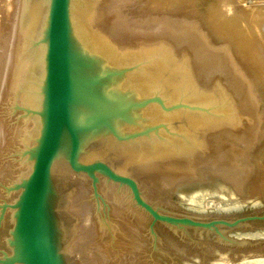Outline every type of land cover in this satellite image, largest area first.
I'll list each match as a JSON object with an SVG mask.
<instances>
[{
  "label": "rangeland",
  "instance_id": "374dc122",
  "mask_svg": "<svg viewBox=\"0 0 264 264\" xmlns=\"http://www.w3.org/2000/svg\"><path fill=\"white\" fill-rule=\"evenodd\" d=\"M18 1L0 0V33H3L0 36L8 38L7 47L0 50L2 55L6 51L5 56L7 51L13 54L8 48L12 41L11 18L24 3ZM86 1L92 8L87 31L104 36L117 52L132 57L128 66L147 62L150 65L161 62L165 66V78L171 86L166 89L176 94V98L164 93L163 88L153 89L154 94L162 92L168 105L183 103L190 104L191 109L203 108L180 115L183 125L189 126L193 135L184 129L179 131L181 121L169 120L173 134L165 131L163 134L174 139L187 132L188 142L162 141V150H167L162 151L166 154H162L163 161L157 165L163 177L156 175L149 179L142 169H121L138 181L144 198L161 213L196 219L264 215V0ZM15 3L17 8L13 6ZM2 36L0 43L5 46ZM31 41L32 38L28 44L22 41L20 48L15 47L16 54L28 58ZM6 61L3 60L5 64ZM23 79L19 93L9 92L12 89L6 85H3L5 90L0 86V213L17 196L9 193L8 188L28 175L29 163L21 154L34 142L40 126L35 116H28L22 110L28 106L35 108L30 100L35 93L34 83L29 76ZM160 79L155 85L162 84ZM195 118L205 123L197 133L190 126ZM108 162L118 168L113 159L108 158ZM178 167H182L179 172ZM69 178L71 185V180L75 181L87 191L85 199L89 198L84 203L93 211L90 218L94 221L90 219L89 226L93 224V233L97 234L83 235L82 245L74 248L75 234L69 249L78 264H264V221L223 230L224 238L215 232L190 228L176 231L160 223L153 226L151 218L134 204L127 189L102 180L100 198H96L90 182ZM11 220L8 209L0 226L2 251L10 252L6 239Z\"/></svg>",
  "mask_w": 264,
  "mask_h": 264
},
{
  "label": "water",
  "instance_id": "95a60500",
  "mask_svg": "<svg viewBox=\"0 0 264 264\" xmlns=\"http://www.w3.org/2000/svg\"><path fill=\"white\" fill-rule=\"evenodd\" d=\"M74 1L49 0L44 27L30 44L43 48L42 69L33 80L35 93L30 100L35 108L22 110L35 116L40 126L34 142L21 154L31 170L8 188L17 196L0 213V226L8 209L12 213L6 239L10 252L0 250V264H77L69 249L74 232L66 223L65 185L57 177L58 166L67 171L68 177L90 182L96 198H100L102 180L127 189L153 226L160 223L176 231L190 228L215 232L224 238L223 230L264 221V215L196 219L164 214L144 198L138 181L121 170L128 167L119 164L115 152L130 148L133 153L151 154L162 152V141L172 144L179 140L183 144L191 130L183 125L180 115L203 108L168 105L162 92H152L163 88L164 93L176 98L166 89L171 86L161 62L128 66L131 58L118 53L99 34L84 38L75 27ZM157 70H162V75ZM151 73L154 81L162 78V86L145 87L143 80ZM169 120L181 121L179 131L184 129L186 134L174 139L163 134H173ZM108 158L115 160L118 168Z\"/></svg>",
  "mask_w": 264,
  "mask_h": 264
},
{
  "label": "bare ground",
  "instance_id": "6f19581e",
  "mask_svg": "<svg viewBox=\"0 0 264 264\" xmlns=\"http://www.w3.org/2000/svg\"><path fill=\"white\" fill-rule=\"evenodd\" d=\"M17 2H19L18 0H16ZM48 1L49 0H24V3H23V7L22 9H20V7L16 6L17 4L15 3L13 6L14 7H18L19 9H16V11L18 10V12H16V15H14L15 13V9L12 11L13 12V15L15 17H12L11 18V27L12 28V31H11V37L12 38V41H10V44H9V47L11 50H13V54L10 52L7 51V54H11V56H5V52H3V55L0 51V74H1V79H0V86H2L3 88V85L8 88H11L12 90H9V92L13 91V92H18L20 90V83L23 82L22 80H24V76H29V78L31 79L30 81L33 82L34 78L39 76L40 75V72H41V69H42V65H41V56H42V53H43V48L42 47H39V46H35V45H32V50L29 51V55L27 56L28 58H22L21 57V54H19V56L16 54L15 52V47H18L20 48L19 45L20 43H22V41H26V43L28 44L29 40H36L37 39V36L40 34V32L42 31L43 27H44V23H45V18H46V14H47V10H48ZM257 1V0H256ZM15 2V0H14ZM95 3V1H92ZM83 3H85V7L83 6ZM91 3V2H90ZM6 4V3H5ZM4 4V5H5ZM21 2L19 3V6ZM92 4V3H91ZM2 5V4H1ZM12 5V4H11ZM89 5V2L88 1H83L81 0V4H79V1L76 0L74 1V11H73V14H74V21H75V27H77L78 31H80L79 33L84 37V38H87L88 36L87 35H91L92 33L88 32L87 31V25H88V22H91L88 20V18H90L89 14L92 13L89 12V10L92 8H90L91 6L89 5L88 7L87 6ZM93 5V4H92ZM94 6V5H93ZM92 6V7H93ZM13 8V7H12ZM94 8V7H93ZM9 9V7H8ZM7 13V12H6ZM9 13V12H8ZM7 13V14H8ZM89 13V14H88ZM1 14V13H0ZM6 14V15H7ZM3 15V14H2ZM9 15V14H8ZM2 18V16H0ZM11 17V16H10ZM8 18V17H7ZM5 19V18H4ZM13 19V20H12ZM1 20V19H0ZM8 21V20H7ZM15 21V22H14ZM88 21V22H87ZM90 25V24H89ZM91 29V28H90ZM2 29H0L1 31ZM5 31V30H4ZM92 32V29L90 30ZM8 33V32H7ZM6 35H9L7 34ZM10 33V32H9ZM0 34L3 35V33L1 32ZM1 35V36H2ZM97 35V34H96ZM0 36V37H1ZM3 37V36H2ZM6 38V36H4ZM3 37V38H4ZM36 37V38H34ZM4 38V40H5ZM99 38H100V35H99ZM105 38H107V36H105ZM2 39V38H1ZM8 39V38H7ZM7 39L3 42V44L5 43V46H2L0 43V50L1 48H6L7 45H8V42H7ZM100 39H104V36L103 38L101 37ZM3 40V39H2ZM105 40V39H104ZM106 41V40H105ZM1 42V40H0ZM7 43V44H6ZM17 44V45H16ZM30 46V45H29ZM33 46H35V48H33ZM23 47V46H22ZM25 48V47H24ZM9 49V50H10ZM6 50V49H4ZM10 50V51H11ZM18 50V49H16ZM142 50V49H141ZM148 51V49H146ZM145 50V51H146ZM28 51V50H26ZM146 51V53H148ZM154 51V50H153ZM28 53V52H27ZM119 53V51H118ZM129 53V52H127ZM135 53V52H134ZM139 53V52H138ZM8 54V55H9ZM26 54V53H25ZM126 54V53H125ZM155 54V53H154ZM13 55V56H12ZM138 55V54H137ZM140 55V54H139ZM139 55L137 57H139ZM133 56V54H132ZM142 56V55H141ZM140 56V57H141ZM145 56V55H144ZM143 56V57H144ZM149 57V55H147ZM9 57V58H8ZM25 57V56H24ZM147 57V58H148ZM8 59L10 60V62L8 61ZM132 59V57H131ZM6 61V64L3 62ZM138 61V60H137ZM136 61V62H137ZM3 62V64H2ZM10 64H8V63ZM132 63V62H131ZM8 67L6 68L5 67ZM8 65V66H7ZM157 71H160V70H157ZM156 71V72H157ZM28 73V75H27ZM161 73L162 75V70L159 72ZM150 77H146L144 78L143 82L145 84V87L146 88H149V85L151 84H156V81H154L153 79V75L152 73L149 75ZM8 77H9V80H8ZM162 79V78H161ZM159 82V81H158ZM3 83V84H2ZM34 83V82H33ZM161 84V83H160ZM28 86V85H27ZM34 86V85H33ZM23 87V86H22ZM25 87H26V84H25ZM175 87V86H174ZM1 88V87H0ZM8 88V89H9ZM19 88V90H18ZM32 88V87H31ZM170 88V87H169ZM168 88V90H169ZM4 90L6 88H3ZM24 89V88H23ZM34 89V88H33ZM176 89V88H175ZM157 90V89H156ZM3 91V90H2ZM32 91V90H31ZM35 91V90H34ZM6 92V91H4ZM8 92V91H7ZM19 93V92H18ZM32 93V92H31ZM140 93H142V91H140ZM16 94V93H15ZM23 95V94H22ZM34 95V94H33ZM32 95V96H33ZM176 95V94H175ZM31 96V97H32ZM181 96V95H180ZM26 97V96H25ZM23 98V97H22ZM21 98V99H22ZM32 102L35 103V99L33 98ZM22 104V103H21ZM24 113V112H23ZM189 117V116H188ZM197 117V116H196ZM201 118V117H200ZM192 119V118H191ZM194 119V117H193ZM190 118L188 119V123L190 122L189 121ZM200 119H196L195 120H191V128H195V132H199V129H202V127L204 126L203 124V121H201L200 123ZM32 123V122H31ZM30 125V124H29ZM238 129V128H237ZM178 130V129H177ZM194 131V129L192 130V132ZM213 132V131H212ZM236 132V131H235ZM243 132V131H242ZM191 133V132H189ZM239 133V132H237ZM193 135V133L191 134ZM190 135V136H191ZM199 134H197L196 136H198ZM205 135V134H204ZM195 136V137H196ZM208 136V135H207ZM194 137V138H195ZM201 137V136H200ZM203 137V136H202ZM209 138V137H208ZM197 139V138H196ZM202 139V138H201ZM200 139V140H201ZM192 141V140H191ZM194 141V140H193ZM199 141V139H198ZM201 144H202V141H200ZM214 142V141H213ZM209 143V142H208ZM196 144V143H195ZM211 144V142H210ZM194 145V144H192ZM185 146V145H184ZM195 146V145H194ZM212 146V145H211ZM215 146V145H214ZM180 147V146H179ZM165 148V147H164ZM216 148V147H215ZM196 149V148H195ZM201 149V148H200ZM167 150V149H166ZM166 150H162V151H166ZM185 152H186V149H184ZM192 151V149H190ZM205 150V149H204ZM223 150V149H222ZM225 150V149H224ZM223 150V152H224ZM180 151V149H179ZM183 151V150H182ZM188 151V149H187ZM211 151V150H210ZM134 151L131 150L130 148L129 149H124V150H120L118 152H115V155H116V159L117 160H120L119 164H121L122 166L124 167H128L132 170H139L142 169L145 174H146V177H149V179L151 177H153L154 179V176L156 175H159L158 177H163L162 176V170L160 171L159 168H158V163H160V161L163 159L162 158V154H166V152H157V153H151V154H137V153H133ZM169 151H167V154L169 155L168 153ZM172 153V151H170ZM177 152V151H176ZM203 152V151H202ZM221 152V151H220ZM183 153L184 155V152H181ZM189 153V152H188ZM191 153V152H190ZM216 153V152H215ZM175 154V153H174ZM207 154V152H206ZM220 154V153H219ZM167 157H171L172 155L168 156ZM178 155V154H177ZM190 155V154H189ZM221 155H223L221 153ZM166 157V155H163ZM176 156V154H175ZM188 156V155H187ZM181 157V156H180ZM220 157V156H219ZM189 158V157H188ZM207 158V157H206ZM230 158V157H228ZM171 159V158H170ZM182 160V159H181ZM163 161V160H162ZM212 161V160H211ZM115 162V160H114ZM219 162H220V159H219ZM226 162V161H225ZM232 162V160H231ZM167 164V163H166ZM177 164V163H176ZM190 164V163H189ZM231 164V163H230ZM182 165V164H181ZM192 165V164H191ZM179 166V164H178ZM221 166V165H220ZM234 166V165H233ZM31 170V164L29 163V166H28ZM168 167V166H167ZM175 167V166H174ZM58 178H59V181L63 182V184L65 185L64 186V194H66V202H67V206L66 208L64 209V214H65V217H66V223H68L70 229L74 232V236L75 234L77 235L76 238H75V244H72L74 245V248H77L78 246H81L82 245V240L84 239L83 238V235H85V237L87 236L86 234H89L90 236V233L91 234H94L93 233V224L92 226H89V222H90V216L92 213L90 208L84 203L85 201H87L86 199L89 198V197H86L85 199V191H84V188L82 187V185L80 184H77L75 181H72V185L69 183V177L67 175V171H65V169L61 166H58ZM146 168V169H145ZM166 168V167H165ZM176 168V167H175ZM184 168V167H183ZM174 169V168H173ZM173 169L171 171H173ZM182 169V167H178L176 169L177 172H179L180 170ZM186 169V168H185ZM30 170H28L30 172ZM168 170H170L168 168ZM124 171V170H123ZM142 171V172H143ZM183 171V170H182ZM28 172V173H29ZM138 172V171H137ZM141 172V173H142ZM185 172V170L183 171ZM136 173V172H135ZM173 173V172H172ZM140 174V173H139ZM144 174V175H145ZM142 175V174H141ZM170 175V174H169ZM179 176V175H177ZM193 176V174H192ZM191 176V177H192ZM72 177V176H71ZM160 177V178H161ZM183 177V176H182ZM157 178V177H156ZM155 178V179H156ZM165 178V177H164ZM148 179V180H149ZM152 179V180H153ZM161 179H159L160 181ZM175 180V179H174ZM157 181V180H155ZM153 181V182H155ZM158 181V182H159ZM74 182V183H73ZM162 182V181H161ZM166 182V181H165ZM76 183V184H75ZM79 183V182H78ZM76 185V186H74ZM87 192V191H86ZM113 192V191H112ZM108 193V192H107ZM120 193V192H119ZM89 194V193H88ZM114 195V194H113ZM113 197V196H112ZM123 197V196H122ZM116 199V198H115ZM85 200V201H84ZM89 201V200H88ZM121 201V200H120ZM91 202V201H90ZM89 203V202H88ZM94 204V203H93ZM121 205V203H119ZM124 205V204H123ZM220 205V204H219ZM122 206V205H121ZM121 208V207H120ZM118 209V208H117ZM130 210V209H129ZM122 211V210H121ZM127 211V210H126ZM118 213V212H117ZM121 213V212H120ZM97 214V213H96ZM62 215V219H64L63 217V214ZM118 216H120L119 214H117ZM124 216V214H123ZM128 217V216H127ZM94 218V217H93ZM100 218V217H99ZM92 220V219H91ZM120 220V219H119ZM93 221V220H92ZM122 221H124L122 219ZM137 221V220H136ZM94 222V221H93ZM126 222V221H125ZM129 222V221H128ZM134 222V220H133ZM65 223V222H64ZM131 223V222H130ZM128 224V223H127ZM122 225V224H121ZM120 225V226H121ZM135 225V224H134ZM133 226V225H132ZM100 227V226H99ZM119 227V226H117ZM127 227V226H126ZM131 227V226H130ZM97 228V227H96ZM101 228V227H100ZM76 229H77V233H76ZM91 229V230H90ZM98 229V228H97ZM123 229V228H122ZM129 229V228H128ZM132 229V228H131ZM95 230V229H94ZM127 230V228H126ZM121 231V230H120ZM129 231V230H128ZM131 231V230H130ZM136 231V230H135ZM122 233V232H121ZM132 233V232H131ZM136 233V232H135ZM134 233V234H135ZM125 234V233H124ZM123 234V235H124ZM133 234V235H134ZM94 235H97V234H94ZM127 235V234H126ZM88 236V237H89ZM98 237V236H96ZM117 237V236H116ZM132 237V236H131ZM90 238V237H89ZM120 239V238H119ZM125 239V238H124ZM134 239V238H132ZM131 239V240H132ZM122 241V240H120ZM130 241V240H129ZM92 242V241H91ZM100 242V241H99ZM118 242V241H117ZM126 241H124L125 243ZM131 242V241H130ZM129 242V243H130ZM115 243V242H114ZM81 244V245H79ZM94 244V242H93ZM96 244V243H95ZM123 244V243H122ZM85 245V244H83ZM88 245V244H87ZM115 245V244H114ZM91 246V245H90ZM129 246V245H128ZM134 246V245H133ZM89 247V246H88ZM102 247V246H101ZM135 247V246H134ZM86 248V247H85ZM94 248V247H93ZM97 248V247H96ZM123 248V247H122ZM84 249V248H83ZM81 249V250H83ZM120 249V248H119ZM78 250V249H76ZM86 250V249H85ZM129 250V249H128ZM134 250V249H133ZM131 251V250H130ZM91 252V251H90ZM88 252V253H90ZM100 252V251H99ZM136 252V250H135ZM100 254V253H99ZM90 255V254H89ZM89 255H88V258H89ZM85 256V254H84ZM92 256V255H91ZM101 256V254H100ZM103 256V254H102ZM84 258V257H82ZM92 258V257H91ZM87 259H85L86 261ZM92 263V262H91ZM78 264V263H77Z\"/></svg>",
  "mask_w": 264,
  "mask_h": 264
}]
</instances>
